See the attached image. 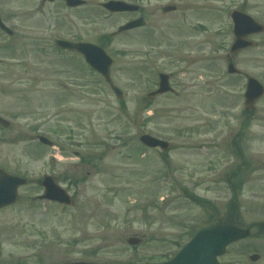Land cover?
Here are the masks:
<instances>
[{
	"label": "rangeland",
	"instance_id": "rangeland-1",
	"mask_svg": "<svg viewBox=\"0 0 264 264\" xmlns=\"http://www.w3.org/2000/svg\"><path fill=\"white\" fill-rule=\"evenodd\" d=\"M104 1L71 9L61 0H0L13 30L0 31V116L10 121L0 126V163L23 164L29 180L25 205L0 211V264L164 261L196 230L224 220L233 194L250 235L219 260L264 264V95L250 114L243 98L244 75L264 85V33L232 56L241 74L227 73L230 11L264 24V0H147L149 24L121 34L112 33L133 14H109ZM165 4L179 11L153 14ZM57 38L103 39L123 96L80 55L58 50ZM159 72L170 74L176 93L148 99ZM143 133L168 140L170 150L144 147ZM45 174L72 205L38 197ZM252 253L260 258L251 261Z\"/></svg>",
	"mask_w": 264,
	"mask_h": 264
},
{
	"label": "water",
	"instance_id": "water-1",
	"mask_svg": "<svg viewBox=\"0 0 264 264\" xmlns=\"http://www.w3.org/2000/svg\"><path fill=\"white\" fill-rule=\"evenodd\" d=\"M45 1V0H44ZM53 1V0H49ZM69 6L80 5L84 1L82 0H65ZM104 7L112 12L125 11V10H136L137 7L131 4H127L122 1L111 0L104 4ZM173 7H167V10H171ZM234 28L233 32L235 40L230 48V54L233 55L237 51L251 47L255 45L253 41H250L247 37L253 33H261L264 31V25L258 23L252 16L245 14L239 10H233L231 13ZM141 25L136 20H132L117 29V32H122L127 29H131ZM0 28L5 30L8 34H11V30L7 28L2 20L0 19ZM56 44L64 49L73 50L79 52L86 62L100 73L105 81L110 85L115 95L119 98L122 97V91L116 87L111 80L110 67L112 59L106 53V51L92 43L85 42H70L65 40H57ZM229 73H239V70L234 66L233 63H229L227 66ZM171 88L168 84V75L160 74V81L158 89L150 92L148 97L152 98L155 95L170 91ZM264 93V86L254 77L246 76V86L244 92V105L247 110L254 108V103ZM0 124L7 126L8 122L0 118ZM42 143L51 145V142L44 137H39ZM140 141L148 147H159L162 151L169 149L167 141L160 140L149 134H143L140 136ZM6 175V174H5ZM26 183L24 179H18L14 176L6 175V180L0 185L1 193H12L15 196L16 187L19 184ZM10 185V186H9ZM42 185L44 186V194L42 198L50 201H56L61 204L70 205L72 203L69 194L60 187L52 176L46 175L43 179ZM4 190L3 188H8ZM14 199H6V201L0 203V206L13 202ZM249 235L248 229H242L233 225H216L207 228H203L196 233L193 239L170 261L163 263L153 264H220L217 261V255L224 252L225 247L232 241L245 238ZM130 244H136L139 242L138 238H129ZM252 261L259 259V255L253 253L249 256ZM70 264H88L83 261H76Z\"/></svg>",
	"mask_w": 264,
	"mask_h": 264
},
{
	"label": "flooded vegetation",
	"instance_id": "flooded-vegetation-1",
	"mask_svg": "<svg viewBox=\"0 0 264 264\" xmlns=\"http://www.w3.org/2000/svg\"><path fill=\"white\" fill-rule=\"evenodd\" d=\"M146 1L147 0H135L134 3L136 5H138V10L136 12H134L133 14H136V17L134 16V18L143 17L145 22H146V24L148 25L149 24V20H150V14H149V12H147V5L145 4ZM148 1H150V0H148ZM148 6H150V4ZM164 7H165L164 5H161V6L160 5H155L154 6L155 11L153 10V14H156V12H158L159 10H161V13H162L161 15H165V14H168V13L179 11L177 5L174 6L175 10L170 11V12H166L164 10ZM182 11L185 12L186 11V7ZM153 22L154 21L152 20L151 27L155 29L156 25H155V23L153 25ZM142 28H145V26L142 27ZM137 29H141V28H137ZM36 130H38V129H36ZM17 166H18V169L15 168V170H10L9 167L5 163H0V168L4 169L6 172L12 173V174H15V175H18V176H21V177L25 176L26 173H25L24 165L23 164H18V165L15 164V167H17ZM22 187H24V186H18L17 189H16V195H17L16 202L14 204H10V205L1 207L0 211L4 210V209H7V208H11V207L16 206V205H25L26 200H25V195L21 191Z\"/></svg>",
	"mask_w": 264,
	"mask_h": 264
},
{
	"label": "trees",
	"instance_id": "trees-1",
	"mask_svg": "<svg viewBox=\"0 0 264 264\" xmlns=\"http://www.w3.org/2000/svg\"><path fill=\"white\" fill-rule=\"evenodd\" d=\"M236 174V173H235ZM239 174V172H238ZM75 183H77L75 181ZM232 186V190L235 193L236 188L234 187V185L231 183ZM226 217L224 220L219 221V222H226V223H238V210H237V204H236V198L234 196V194L232 195V197L230 198V201L228 202V208H227V213H226ZM257 228L259 232H264V223H259L257 224Z\"/></svg>",
	"mask_w": 264,
	"mask_h": 264
}]
</instances>
